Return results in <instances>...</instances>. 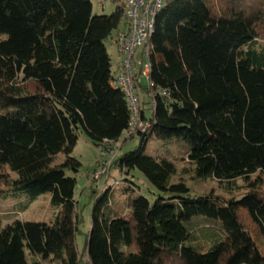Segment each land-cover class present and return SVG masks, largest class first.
Here are the masks:
<instances>
[{"label": "trees", "instance_id": "1", "mask_svg": "<svg viewBox=\"0 0 264 264\" xmlns=\"http://www.w3.org/2000/svg\"><path fill=\"white\" fill-rule=\"evenodd\" d=\"M122 20L124 3L95 16L90 0H0V185L31 201L49 195L59 209L49 225L0 221V264H30L26 250L48 264H264V192L183 197L188 188L171 183L174 154H144L152 138L176 140L197 180L264 175V0H171L157 14L147 87L136 85V123L148 127L124 139L139 146L113 165L169 198L150 204L129 183L127 213L115 215L108 189L79 257L76 180L66 172H79L80 132L99 148L132 121L104 45Z\"/></svg>", "mask_w": 264, "mask_h": 264}, {"label": "rangeland", "instance_id": "2", "mask_svg": "<svg viewBox=\"0 0 264 264\" xmlns=\"http://www.w3.org/2000/svg\"><path fill=\"white\" fill-rule=\"evenodd\" d=\"M90 0L92 5V14L95 16H109L117 6H121L124 0ZM124 20L119 24L117 30L113 31L109 38L104 42L107 54L111 60V72H115V55L116 49L112 44L117 31H123ZM142 87H147L146 80H141ZM141 94V93H140ZM138 95L139 105L142 96ZM147 98V97H146ZM148 102V99L145 100ZM146 109V115L149 114ZM125 134L120 138L117 144H110V149L113 154L109 162L105 163L101 158L98 148H96L87 138V136L80 132L78 143L72 153V158L80 163L78 174L73 175L71 172H66V175L76 180V187L74 191V200L76 203V212L80 219L78 230L76 234V248L79 257L83 256L86 238L90 231L91 225V212L94 204L101 200L106 195V202L104 206L109 207V211L116 214L126 215L125 210L126 193L124 190L131 187L129 183L135 188L136 197L140 196L145 198L150 204H153L159 197L168 199L169 196L159 194L145 176L137 170L131 171L129 174L121 173L118 169H114L113 161L118 159L124 154L136 150L139 146V139L134 138L124 142ZM165 146L155 138L149 140L144 154L153 158L164 157V150L168 149L173 153L172 162L176 167V175L171 180V183H183L189 190L188 194L183 197L198 198L213 195L220 199H239L250 189L264 192V175L257 173L252 176L249 181L237 179L229 184H220L215 180L208 179H195L192 167L187 162L180 160L182 154H178V149L185 146L182 142L176 140L169 142ZM171 156V155H170ZM65 157L59 155L53 166H59L63 163ZM102 163L106 164L105 167ZM103 171V173H101ZM100 172L97 177L96 173ZM2 173V172H1ZM10 179L16 180V176L10 173ZM250 185V186H249ZM2 195H0V221L1 226L5 227L16 221L21 223H35V224H52L55 217L59 213V209L50 205V196L43 195L31 201L25 194L13 193L6 186L0 185ZM106 212L104 208V213ZM107 215V214H105ZM261 250L264 252V240L260 244ZM30 264H48L40 258H32L28 256L27 250L25 251ZM85 256V255H84ZM86 257H84L85 259Z\"/></svg>", "mask_w": 264, "mask_h": 264}, {"label": "built area", "instance_id": "3", "mask_svg": "<svg viewBox=\"0 0 264 264\" xmlns=\"http://www.w3.org/2000/svg\"><path fill=\"white\" fill-rule=\"evenodd\" d=\"M169 1L171 0H124L123 2L124 29L117 31L112 40L117 53V67L112 74L110 85L124 94L132 113V121L125 133V138H129L135 132L143 134L148 127L145 124L136 123L139 111L136 85L142 79L148 82L150 40L154 33L155 19ZM98 150L105 163L109 162L113 154L110 143H102ZM105 165L102 163V166L105 167ZM99 175L100 172L96 173L97 177Z\"/></svg>", "mask_w": 264, "mask_h": 264}, {"label": "crops", "instance_id": "4", "mask_svg": "<svg viewBox=\"0 0 264 264\" xmlns=\"http://www.w3.org/2000/svg\"><path fill=\"white\" fill-rule=\"evenodd\" d=\"M115 63H116V66H115V69H116V67H117V53H116V55H115Z\"/></svg>", "mask_w": 264, "mask_h": 264}]
</instances>
